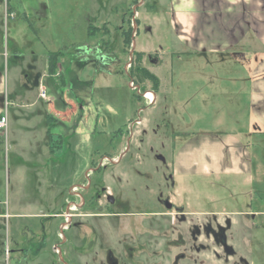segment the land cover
I'll return each instance as SVG.
<instances>
[{
	"label": "rangeland",
	"instance_id": "374dc122",
	"mask_svg": "<svg viewBox=\"0 0 264 264\" xmlns=\"http://www.w3.org/2000/svg\"><path fill=\"white\" fill-rule=\"evenodd\" d=\"M49 2L38 36L1 17L0 264H264V136L225 137L227 55L169 51L168 0ZM54 51L62 81L42 80ZM135 51L155 93L129 77ZM202 143L245 166L200 173Z\"/></svg>",
	"mask_w": 264,
	"mask_h": 264
},
{
	"label": "crops",
	"instance_id": "0c3cea01",
	"mask_svg": "<svg viewBox=\"0 0 264 264\" xmlns=\"http://www.w3.org/2000/svg\"><path fill=\"white\" fill-rule=\"evenodd\" d=\"M169 26L173 41L168 49L181 58V53L193 55H227L229 67L234 71L235 94L232 99L230 113L233 115L232 131L227 132V141L240 144L242 135L250 137L264 136V0H168ZM14 13L8 19L6 7ZM49 0H0L1 17L13 22L20 13L30 21H42L50 17ZM24 20V19H23ZM25 21V20H24ZM38 36L39 27L33 25ZM33 29V28H32ZM57 52V51H54ZM2 51L0 48V67ZM227 59V58H226ZM47 73L50 78L59 77L62 81V70L56 63L54 72L48 71V55H46ZM59 70V71H57ZM242 71V72H241ZM28 70L22 79H31ZM205 81H210L204 73ZM158 78V77H157ZM37 96L44 97L42 82L38 83ZM233 85V81H232ZM208 91L206 94H208ZM0 114L3 112L0 111ZM7 123H8V114ZM239 117L247 119L246 128L238 122ZM6 129L4 130L6 132ZM224 133V132H223ZM205 143V142H203ZM198 146V153L187 156L188 166L198 165L202 174L219 172H241L245 166V155L237 152L230 161L229 168L220 164V157L215 149L207 145ZM206 144V143H205ZM195 149V148H193ZM186 164L185 160H183ZM226 167V168H225Z\"/></svg>",
	"mask_w": 264,
	"mask_h": 264
},
{
	"label": "trees",
	"instance_id": "16d2710c",
	"mask_svg": "<svg viewBox=\"0 0 264 264\" xmlns=\"http://www.w3.org/2000/svg\"><path fill=\"white\" fill-rule=\"evenodd\" d=\"M23 19L29 24V26H31V28H33V30H35L34 27L32 26L31 21L27 17H25L24 14H23ZM131 35H132V27H129L126 30H122L121 36L124 46L130 45ZM59 54H60L59 51L48 53V71L51 74L55 70L57 57ZM134 56L135 57L133 59V67L130 68L129 70L130 79H132L133 82H135L137 85L142 84V82L146 80L150 81L152 83V91L155 93L159 86V79L154 73L150 72L146 67L141 66V59L143 56V52L135 51ZM134 98L136 100H140V95L136 94Z\"/></svg>",
	"mask_w": 264,
	"mask_h": 264
},
{
	"label": "built area",
	"instance_id": "2783aa9c",
	"mask_svg": "<svg viewBox=\"0 0 264 264\" xmlns=\"http://www.w3.org/2000/svg\"><path fill=\"white\" fill-rule=\"evenodd\" d=\"M44 95V93H42ZM7 126V115L5 113L0 114V130H5Z\"/></svg>",
	"mask_w": 264,
	"mask_h": 264
},
{
	"label": "water",
	"instance_id": "95a60500",
	"mask_svg": "<svg viewBox=\"0 0 264 264\" xmlns=\"http://www.w3.org/2000/svg\"><path fill=\"white\" fill-rule=\"evenodd\" d=\"M133 43H131V45H132ZM130 52H132V51H130ZM137 86H135V88H136ZM111 199V197H109V200Z\"/></svg>",
	"mask_w": 264,
	"mask_h": 264
},
{
	"label": "bare ground",
	"instance_id": "6f19581e",
	"mask_svg": "<svg viewBox=\"0 0 264 264\" xmlns=\"http://www.w3.org/2000/svg\"><path fill=\"white\" fill-rule=\"evenodd\" d=\"M152 93V92H151ZM146 96H148L149 97V95L147 94Z\"/></svg>",
	"mask_w": 264,
	"mask_h": 264
}]
</instances>
